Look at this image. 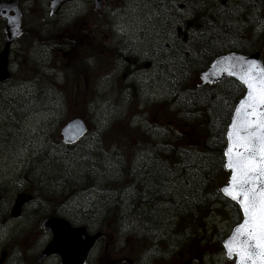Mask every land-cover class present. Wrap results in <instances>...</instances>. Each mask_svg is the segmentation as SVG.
Returning a JSON list of instances; mask_svg holds the SVG:
<instances>
[{"label":"rangeland","instance_id":"obj_1","mask_svg":"<svg viewBox=\"0 0 264 264\" xmlns=\"http://www.w3.org/2000/svg\"><path fill=\"white\" fill-rule=\"evenodd\" d=\"M50 2L51 0H21L25 38L22 37L13 47L9 68L11 80L0 84V260L4 248L10 247L12 252L4 264H20L23 263L22 260L33 259L43 244V234L41 236L35 229V220L32 216L26 215L20 221L10 222L6 220V211L12 205L14 197L27 188L30 181L32 184L28 187L30 191L27 193L34 195L37 201L27 210L36 212L40 210L39 200L42 194L40 195L37 190L41 186L31 178L35 172L40 174L42 166H47L39 161V155H47L46 159L52 158L54 162L60 156L58 134L61 127L70 120L74 111H84V108H77L73 103L77 94L87 98L86 121L91 130L90 142L92 139L98 141L99 137L109 133L118 121L123 123L127 121L130 129L144 133L142 136L130 135L133 147L129 156L133 163L145 162L149 159L146 151L150 153V143L153 142L152 145L156 143L154 136L167 135L170 137L167 139L174 137L171 135L173 133L167 132H173L174 127H169L170 124L163 126V123L170 121L172 124H182L186 128V132H179L183 136L175 143L179 147H185L187 153L191 152L190 155L200 163L199 166L211 164L210 155L199 153L200 145L209 142V137L205 134L193 135L189 125H185L188 119L184 117L180 107L174 104L168 110L161 109L157 120L155 119L154 110L157 105L171 101L176 96L170 78L162 75L165 71L161 69L158 58L157 50L161 45H166L168 35L164 31L166 22L164 23L156 7L157 1L105 0L103 9L96 11L92 0H68L54 16L50 15ZM187 15L185 12L184 16ZM4 25L5 22L0 19V50L4 44ZM258 25L260 29L262 24ZM93 26H97L93 29L97 36L95 39L100 40L102 47L112 51L108 54L104 49L98 59L89 52L86 60L82 55V60H85L82 62L81 51L90 50V47L85 48V42L89 40H84L81 33L86 31L92 33ZM47 31L52 32L51 38L55 44H52L53 48L44 41L37 40ZM65 35L78 39L75 42L76 54L68 45ZM176 37L185 44L189 39V35L183 31ZM262 59L264 61V53ZM133 61L140 63L135 66V74L127 71ZM71 66L75 69V76L70 71ZM194 72L188 74L192 75L189 83L191 86H198L199 75L197 71ZM91 92L92 97L89 96ZM35 96H44L51 100L53 109L50 106L39 109L29 107L33 104L30 102L31 98ZM208 114L210 117V113ZM192 115L194 119L205 118L201 111H196ZM212 117L214 127L209 128L215 133L221 127V123L217 122L218 118H215L213 113ZM47 145L52 146L53 150L57 149L55 155L53 151L47 153L44 149ZM68 152L71 154L72 150ZM60 167L56 165L55 169L53 168L57 179L49 172L50 177L55 178L53 187L57 196L55 195L54 199L59 202L58 208L71 211L79 217L96 220L95 215L88 213L92 209L88 208L90 194L82 193L80 190L84 187L76 166L66 164ZM62 169H65L63 177L68 183L60 180ZM26 172L31 174L28 178L25 177ZM219 179L223 183L226 181L221 176ZM60 185L67 186V191L63 193ZM49 187L50 185L47 186ZM53 187L52 190L51 187L48 190L54 192ZM233 213L232 206L229 208V214ZM123 222L121 230L113 234L111 244L115 248L124 247L123 245L130 244L135 238L140 247L139 252L129 249L132 244L125 249L126 252H130L131 258L139 253L136 259H149L144 252L145 248H141L146 246L144 242L147 240V237H143L146 233L141 221L130 215ZM212 224L215 226L209 228L207 233L202 231L195 235V238L192 237L194 236L192 233H185L186 243L182 241L183 247L180 246V249L184 251L183 248L186 247L188 256L191 253L198 255L202 252L204 255L207 252L209 258L200 264H231L232 262L225 258L224 251L217 246L218 242L228 235L231 226L228 221H222L218 216L212 219ZM177 231L181 233L183 229L178 227ZM136 233H139L137 235L139 237L135 236ZM32 239L34 242L30 245ZM177 253L178 251L176 254L170 253L173 255L170 260H173Z\"/></svg>","mask_w":264,"mask_h":264},{"label":"trees","instance_id":"obj_2","mask_svg":"<svg viewBox=\"0 0 264 264\" xmlns=\"http://www.w3.org/2000/svg\"><path fill=\"white\" fill-rule=\"evenodd\" d=\"M156 1V7L161 13L164 23L166 22L164 31L168 35V37L166 36V45H161L157 50L158 58L161 69L170 77L176 96L171 101L158 104L154 114H157L161 109L168 110L174 104L180 107V111L188 119L185 125H189L190 131L209 137L211 143L203 142L200 145L199 153L210 155L211 164L199 166L200 163L193 159V156L190 155L191 152L187 153V151H181L178 148L175 142L179 141L183 135L173 133L171 135L174 137L171 139H167L170 138L169 136H156L155 145H152L153 142L150 143V153H147L149 159L145 161V163L155 164L152 168L145 167V169H150L145 173L146 182L144 185L150 192L149 198L151 199L148 203L151 213L146 221L155 228L168 226L172 231L176 229L173 232L176 234H178L177 228L181 227L186 231L183 234L189 232L195 238V235H199L202 231L207 233L209 228L215 226L212 224V219L217 216L222 221H228L231 228L241 220L238 209L234 211L233 215L223 210L226 209L225 205L230 202L220 194L219 189L224 183L220 181L219 177L227 180L228 173L223 167L225 134L233 107L243 95L244 89L239 83L232 80L215 86H191L189 80L192 75L188 74L194 71L197 73L203 71L216 57L226 52L250 54L261 51L264 53V0ZM185 12H187V16H184ZM259 23L262 24L260 29H258ZM94 27L97 26H93L92 33L89 31L81 33L84 40H89L85 42V48L90 47V50L81 51V60L82 55L86 60V55H90V53L91 56L98 59L100 53L106 49L101 46L100 40L95 39L97 36L93 33ZM181 31L189 35L186 44L176 37ZM51 36L52 32L47 31L43 35L41 34L37 40L44 41L48 46L50 45V48H53L55 44ZM65 37L68 45L76 54L75 42L78 39L75 37L73 39L71 35H65ZM187 49L188 51H186ZM111 51L106 49L108 54ZM74 70V67L71 66L70 71L75 76ZM89 96H93L92 92ZM43 97H32L30 102L33 104L29 107H33V109L52 107V101ZM73 103L77 108H84V111H74L70 119L83 118L86 120L87 98H82L77 94ZM196 111H201L205 118L194 119L192 114ZM208 113H210L211 120H209ZM212 113L215 118H218L217 122L221 123V127L215 133L212 132V129L210 130L211 127H214ZM180 125L182 132H186V128L182 127V124ZM132 134L142 136L144 133L141 134L130 129L127 121L125 123L118 121L116 126L109 130V133L99 137L98 141L92 139V143L89 139L90 132L84 140L72 147L63 146L58 138L60 156L57 157V161L54 162L52 158L46 159L47 155H39V161L57 163L59 167L66 164L67 166L75 165L80 173L82 186L86 189L101 188L104 196L101 199L106 202L109 196L128 195L126 191L132 184L126 181L132 179L130 164L133 162L129 156L130 149L133 147L130 141ZM161 140L163 141L161 142ZM48 147L52 148V146L47 145L44 148L47 153ZM69 150H72L71 154H69ZM169 163H180L185 167L183 176L178 177L179 181L175 185L173 184L175 181L169 180L167 176L169 170H172L170 167L167 168ZM64 170H60L59 177L64 183H68L67 179L63 177ZM121 180L123 182L118 183ZM60 187L63 189V193L67 191V186L60 185ZM138 187L140 188V185ZM61 194L60 196H62ZM42 196L44 195L42 194ZM140 201L137 200L138 203ZM214 202H218L220 207L215 209L214 207H218V205H215ZM217 245L222 250V242H218Z\"/></svg>","mask_w":264,"mask_h":264},{"label":"flooded vegetation","instance_id":"obj_3","mask_svg":"<svg viewBox=\"0 0 264 264\" xmlns=\"http://www.w3.org/2000/svg\"><path fill=\"white\" fill-rule=\"evenodd\" d=\"M139 64L140 63L135 61L131 62V64H129L130 69L127 68V71H130L131 74H135V66ZM163 74L168 79L170 78L165 72H163L162 75ZM198 86L202 85L199 83ZM51 108L53 109V107ZM169 124V127H174V129H172L173 132L179 133L182 131L179 125L172 123ZM163 125H165V123H163ZM56 150H52L53 155L56 154ZM153 166H155V164L152 165L145 162L131 163L130 167L132 179L126 180L127 183H132L130 189H127L126 191V194L128 195L109 196L106 202H104V199H101V197H104L102 193L103 190L101 188H83L82 193L88 192V194H90L91 201H88V208L92 209L88 213L95 215V217H97L96 220L92 218H85L84 216L79 217L78 215L73 214L71 211H60L58 208L59 202L54 199L57 196V192L53 187L55 178L50 177L48 168L42 166L40 169V174L35 172L33 178H31V180H35L41 186V188L37 190L38 193L40 195L45 194L43 197H40V200L38 199L41 206L40 210L37 212L27 210V208L30 206L33 207L35 204L34 202L37 201V198H35L34 195L27 193L30 191L28 187H30L32 184L30 181L27 185V188L21 190L20 193L14 197L12 205H10L6 211V220L10 222L20 221L26 215H30V217L32 216L35 220V229L41 236L43 234V244L35 253L34 258L28 261L22 260L23 263L20 264H36V259L42 254L52 239V234L42 228L43 220L45 218L51 217L64 218L68 221L73 229H85L88 235H95L98 233L102 235L90 250L86 264H200L204 260L208 259L209 257L204 256L202 252H199L198 255L191 253L188 258L185 251V245V249L183 248L184 251H181L180 246H182V241L184 240L183 232H178L179 234L173 233L176 231V229L172 231L168 226H160L155 228L154 226L150 225V222L146 221V218L150 217L151 208H149L148 203L151 201V199L149 198L150 192L146 190L144 185L146 182L145 173H147L150 169H145V167L152 168ZM55 167L52 166V169H55ZM169 167L172 168V170H169V175L167 176L169 180L175 181L173 183L175 185L179 181L178 177L183 176L182 174H184L183 170L185 171V167L184 164L180 163H169L167 164V168ZM47 173L49 176H46ZM30 175V173L26 172L25 177L28 178ZM42 177H45L46 179L43 180ZM120 182H123V180L118 181V183ZM49 185L51 190L53 187L54 192L48 190L50 189V187L47 188ZM138 185H140V188ZM22 198H26L27 200L22 207L21 214L18 218H13L12 208L18 202H20ZM138 199L141 200L140 203L137 202ZM130 215L144 219L142 221V226L146 233L144 235L147 237V240L144 242L146 246H142L141 248H145L144 252H146L147 258L149 259H136L138 258L139 253H137V255L134 254V258H131L130 252H126L125 249H127L131 244L132 245L129 249L139 252L140 247L136 243V240H134L135 238H133V241L130 244L126 243L123 245L124 247L120 246L119 248H115L114 245L111 244L112 238L114 239L113 234L118 233L121 230V224L124 223L123 220ZM137 235H139V233H136L135 235L136 237H139ZM33 242L34 240L32 239L30 245H32ZM176 251H178L177 255L174 256L173 260H170V257L173 256L170 253L176 254ZM11 254L12 252L10 247L4 248L0 264H4V262L9 259ZM50 261H52L53 264H62V260L57 254H53L40 264H47Z\"/></svg>","mask_w":264,"mask_h":264},{"label":"snow or ice","instance_id":"obj_4","mask_svg":"<svg viewBox=\"0 0 264 264\" xmlns=\"http://www.w3.org/2000/svg\"><path fill=\"white\" fill-rule=\"evenodd\" d=\"M0 15H6V6L0 9ZM237 68L241 69L239 79L247 93L235 106L227 127L223 167L231 175L219 191L239 204L243 218L224 241V247L226 255L236 257V264H264V67L255 59L232 54L212 64L213 72L231 69L235 75ZM201 78L207 81L209 73Z\"/></svg>","mask_w":264,"mask_h":264},{"label":"water","instance_id":"obj_5","mask_svg":"<svg viewBox=\"0 0 264 264\" xmlns=\"http://www.w3.org/2000/svg\"><path fill=\"white\" fill-rule=\"evenodd\" d=\"M67 1L68 0H52L50 3V8L52 10L51 15H53L56 11H58L62 6V4ZM103 1L104 0H93L94 8L96 10H101L103 6ZM5 6H6V15H0V18L6 21L5 27L3 29V33L5 37V45L0 52V83H6L11 78V72L9 70V57H10L11 46L14 43V41L20 38L24 33V29L22 28L23 13L20 8V1L0 0V9L4 8ZM229 54H232L234 57L244 56L247 59H255L260 63L261 67H264L263 62L260 59V52L253 53L251 55H242L231 52L222 56H228ZM218 59L219 57L214 59L213 62ZM213 62L204 72L200 74V80L203 85H213L225 79H233L238 81L240 84H242L239 79V76L241 75L240 68H237L235 75L231 74V69H229L228 72H213L212 69ZM234 62L235 61H229V64ZM205 72L209 73V78L207 81L201 78ZM243 87L245 89L244 95H246L247 87L245 85H243ZM241 99H239V101ZM239 101L236 103L235 106L239 104ZM234 114H235V107L232 115ZM252 118L254 119V117ZM87 132H88V128L84 120L81 118H74L69 122H67L62 127L60 131V135L62 137V141L64 144L73 145L78 143L81 139H83V137H85ZM226 147H227V134H226L225 148ZM226 170L229 171L230 173L229 176H230L231 175L230 170L228 169ZM221 194L225 198H227L228 200L239 206V204L236 201H233L230 197H226L222 192ZM24 202L25 199H21V201L14 206L12 211V216L14 218H18L20 216L21 208ZM241 214L243 218V213L241 212ZM42 227L44 230L52 232L53 240L46 247L44 252L41 254L40 258L36 261V263L42 262L45 258L53 254H58L62 259V264H86L88 253L90 249L93 247L95 241L100 236V234H98L96 236L90 237L86 234V231L84 229H73L66 220L60 218H53V217L46 218L42 222ZM235 227L236 226L233 227L229 236L225 240H227L231 236L232 231L234 230ZM224 241L222 245L226 254ZM226 258L230 260L235 259L234 264H236V257L234 255L231 258L228 255H226Z\"/></svg>","mask_w":264,"mask_h":264},{"label":"bare ground","instance_id":"obj_6","mask_svg":"<svg viewBox=\"0 0 264 264\" xmlns=\"http://www.w3.org/2000/svg\"><path fill=\"white\" fill-rule=\"evenodd\" d=\"M44 163H45V164H49V165H47L46 167L48 168V171L51 173V176H52V177H55V178L58 177V176H56V175L54 174L55 171L52 169V166L55 167V166L57 165V163H53V162H50V163H49V162H47V161L44 162ZM42 179L45 180L46 178H45V177H42ZM56 179H57V178H56ZM150 213H151V212H150Z\"/></svg>","mask_w":264,"mask_h":264}]
</instances>
